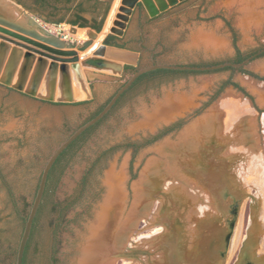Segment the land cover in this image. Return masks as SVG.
<instances>
[{"label":"rangeland","instance_id":"obj_1","mask_svg":"<svg viewBox=\"0 0 264 264\" xmlns=\"http://www.w3.org/2000/svg\"><path fill=\"white\" fill-rule=\"evenodd\" d=\"M107 2L111 9L116 0ZM121 12L118 8L117 14ZM143 13L142 17L138 12L132 16L124 36L118 39L136 54L117 56L122 64L144 67L154 61H229L236 56L233 30L243 52L264 47V0H186L153 20L146 9ZM63 14L67 15L61 10L53 21ZM40 17L51 32L76 45L95 31L80 26L74 30L67 21L56 24ZM141 44L149 50H140ZM88 58H95L93 51L80 60L89 93L79 91L76 71L68 63L77 91L68 104L31 98L0 84V264H16L25 228L18 210L31 208L48 157L108 102L134 70L114 72ZM246 68L264 76V55ZM230 79L253 98L233 85L215 97L222 83ZM255 86L264 90V80L226 67L139 81L67 156L59 182L36 222L27 264H50L53 236L57 264H75L83 238L107 197L105 179L117 174L122 178L124 196L113 194L108 209L114 207L111 216L122 241L108 245L109 257L102 264H167L169 238L177 240L179 264H189L193 258L200 264H264V95ZM227 97L235 103L223 109L220 103ZM184 100L188 102L182 106ZM161 107L169 115L145 122ZM226 112H236L227 125L220 119ZM211 113H216L220 128L228 132L220 142L199 147L190 161L167 149L182 142L189 128ZM134 143L139 147L130 146ZM157 209L166 220L147 226V218ZM137 235H143L142 239L136 240ZM133 243L152 254L113 255ZM208 257H212L210 261Z\"/></svg>","mask_w":264,"mask_h":264},{"label":"water","instance_id":"obj_2","mask_svg":"<svg viewBox=\"0 0 264 264\" xmlns=\"http://www.w3.org/2000/svg\"><path fill=\"white\" fill-rule=\"evenodd\" d=\"M4 1H11L12 3L19 6V10L22 17L26 18V22L21 21L18 18L10 17L6 14L5 9L3 8ZM186 0H120L121 5L119 6L121 13L117 14L119 20H115V25L109 30L111 33L118 36H123L125 29L127 27L128 21L130 20L131 14L134 11V8L142 4L147 10L150 17H156L161 13L169 10L172 7L179 5L181 2ZM74 30L79 28L78 25H73ZM104 31L98 32L97 30L91 32V37L81 44H74L73 42L67 41L65 38L54 34L49 30L44 24H42L37 18L32 16L28 9L23 7L17 0H0V38L3 39V42L0 44V82L13 86L17 90L26 91L31 96H41L49 101L59 100L73 102L74 95L71 86V76L69 74L68 63L72 62L73 69L79 74V78L83 81V75L80 70V60L86 59L90 52L93 51L95 58H88L87 61L90 63H95L102 67L111 68L114 72H119L124 70L123 65L118 62L117 56L121 57H133L136 56L135 53L129 51L126 48H121L113 45H107L104 41L107 36L105 32L104 36L99 39L97 46L94 48L93 45L95 41L99 38V34ZM8 43H13L16 46H19L23 49H26L25 53V63L20 73V83L16 84L13 82L17 66L19 65V49L13 48L12 51V60L8 61L7 67L4 70V73L1 76V71L5 59V52L8 48ZM38 53L48 58L52 59L51 64L49 65L48 58L41 57L33 73V88L26 89L25 81L32 69V58L34 54ZM264 53V48L259 49L252 56L245 59L242 62H233V61H223L213 64H172V63H158L154 61L153 64L136 67L131 71L130 78L113 94L109 102L104 106V108L96 114L91 119L87 120L85 123L80 125L75 129L64 141H62L48 157L47 162L44 165L43 172L40 178L39 187L27 216L25 223L24 232L20 240L18 249H17V260L16 264H25V253L27 244L32 234L34 222L38 214L39 208L44 198L47 181L49 173L59 158V156L70 146V144L75 141L83 132H85L91 126L97 124L103 118H105L118 103L122 95L130 89L134 82L144 73L153 71L160 68L167 69H176V70H194V71H211L232 66L235 68L246 67L250 64L255 58H258L261 54ZM61 63V64H60ZM49 65V66H48ZM47 72V75L51 77V89L49 90V95L42 96L38 92V87L43 79V76ZM60 76L61 84L65 87L67 95L65 97H56V87L57 81ZM260 80V79H259ZM84 82V81H83ZM223 190V189H222ZM224 191V190H223ZM163 195H167L164 191ZM225 196L226 193L223 192ZM232 199L235 201L236 197L233 194ZM235 204H233L234 206ZM102 206V204H101ZM100 206V207H101ZM235 212V207L233 208ZM163 213L160 210L152 212V216L147 218V226H153L154 224H163L162 220ZM233 222H231L232 224ZM164 227H167L168 224H164ZM211 228L215 227V224L210 225ZM220 230H218L217 235ZM216 233V232H215ZM202 240H205L203 237ZM209 238H207V241ZM213 240V239H212ZM169 245V252L166 257L167 264H179L177 256V240L172 239L167 240ZM210 241V240H209ZM213 242H211L212 244ZM208 244V243H207ZM211 246V251L212 245ZM125 250L116 251L113 253L117 257H132L135 254H152L148 249L141 248L139 244L133 243V245H125ZM213 253V252H212ZM210 254V252H209ZM209 261L210 258L208 257ZM150 264H155L153 261ZM189 264H200L196 258H193ZM210 264H213V261H210Z\"/></svg>","mask_w":264,"mask_h":264},{"label":"bare ground","instance_id":"obj_3","mask_svg":"<svg viewBox=\"0 0 264 264\" xmlns=\"http://www.w3.org/2000/svg\"><path fill=\"white\" fill-rule=\"evenodd\" d=\"M2 3H3V8L5 9V12L8 16L13 18L21 17L19 6L12 3L11 1H4ZM119 4H120V0H116L112 13L109 16L107 25L104 31L99 34V38L95 41L93 47L97 45L99 39H101L104 36L105 32L109 31L115 25L114 22L116 20L118 8L120 6ZM23 20L24 22L27 21L26 18H23ZM255 87L257 90L259 89L260 92L264 95V90L261 88V86H255ZM225 99H226L225 101H222L220 103V106H223V109H225V107L228 108L227 106H230L235 103L232 97L230 98L227 97ZM187 102H188L187 100H184L182 106L186 105ZM178 106L181 107V104H179ZM168 113L169 112L167 111L166 107H161L156 112L148 115L145 118V122L153 123L156 121V119L159 116H167L169 115ZM235 115L236 112L235 113L226 112L222 114V117L220 119H223L224 122L223 124L227 125L229 123L228 121H230L231 118L235 117ZM227 133L228 132H224L220 128L218 119L216 117V113H211L205 116L201 121L193 125L191 128H189L182 142H180L179 144H171L170 146H167V149H171L172 153L174 152L177 156L182 155L183 157H185V159H188V161H190V159L192 160L196 150L199 151V147L207 146V144L209 146L211 145V143H213V141L220 142V140L223 139V136ZM184 147L186 150L185 149L183 151L179 150L180 148L182 149ZM165 148L166 147H163V149ZM176 150L177 152H175ZM181 151L182 153H180ZM202 151H200V153L203 155ZM213 181L211 180V182ZM105 183L106 184L108 183L107 197L97 214L96 221L89 226V233L86 235L85 238H83L84 245L83 243L81 244L83 245V248L79 252L78 256H76V260H75L76 262L74 261L75 264H102L103 260H106L109 257L108 245L116 246V244L122 241V240L120 241L121 233L119 232V229L116 228L117 224L115 223L114 218H112L111 216V213L113 214V212L115 211L114 207L108 209V205L110 206L109 199L112 198L113 194L120 195L121 193V196H124V194L122 193V178L119 174L113 175L112 177H109L107 180L105 179ZM166 189L168 188L166 187ZM122 202L124 201L121 200L119 205H122L123 204ZM205 205L206 204L203 203L200 208L203 209ZM162 220H166L165 217H163ZM162 228L163 227H157L156 230H160ZM121 232H124V230H122ZM135 237L136 240H140L142 239L143 235H137Z\"/></svg>","mask_w":264,"mask_h":264},{"label":"trees","instance_id":"obj_4","mask_svg":"<svg viewBox=\"0 0 264 264\" xmlns=\"http://www.w3.org/2000/svg\"><path fill=\"white\" fill-rule=\"evenodd\" d=\"M88 1H92V0H88ZM68 2H72V0H68ZM99 6V1L96 0V3L92 4L89 8H87L86 6H84V2H80L78 4L75 5L74 9L77 13H81L83 11H92L95 12L98 9ZM110 9V5L108 4V10ZM72 10L71 7L68 8V11ZM73 25H79L81 27H91L95 30H97L98 32L102 31L103 27H104V23H105V17H102L101 19H98L97 17H94L92 22L85 18L84 16L80 15L78 19L73 20L70 22ZM118 39H120V36L110 33L104 40V43L107 45H113V46H117V47H121V48H125V44H122L120 42H118ZM233 39H234V44L236 46V56L231 59L230 61L233 62H242L245 59L249 58L250 56H252L256 51L253 52H249V53H245L243 52L237 45V33L236 31L233 30ZM264 55L261 54L260 56ZM259 56V57H260ZM256 59V58H255ZM219 63V62H216ZM197 65H204V63H198ZM125 68L130 70V69H135L136 66L132 65V64H125ZM226 68H235L232 66H228ZM242 71H244L247 74H250L251 76L264 80V76H262L261 74H258L257 72H254L252 70L247 69L246 67H241L239 68ZM201 71H194V70H176V69H167V68H160V69H156L153 71H149L147 73L142 74L135 82L134 84L130 87V89H132L139 81H141L144 78H148V77H152V76H156V75H176V74H191V73H200ZM228 85H233L234 87H236L238 90L244 92L247 96L252 97V95L246 90L245 87H243L239 82H236L234 80H228L222 83V85L220 86L219 90L217 91L215 97H217L222 91L223 89H225V87H227ZM129 89V90H130ZM27 95V94H26ZM253 98V97H252ZM111 99V98H110ZM109 99V100H110ZM108 100V102H109ZM121 100V98H120ZM119 100V101H120ZM43 101H47V100H43ZM118 101V103H119ZM107 102V103H108ZM106 103V104H107ZM117 103V104H118ZM105 104V105H106ZM116 104V105H117ZM103 105L99 111L97 113H95L92 117H94L96 114H98L103 108ZM115 105V106H116ZM91 117V118H92ZM107 117V116H106ZM104 119V118H103ZM102 119V120H103ZM101 120V121H102ZM99 121L97 124L91 126L90 128H88L85 132H83L75 141H73L70 146L59 156V158L57 159V161L55 162V164L53 165L50 173H49V177H48V181H47V186H46V190H45V194H44V198L43 201L41 203V206L39 208L38 214L36 216L35 222H34V226H33V230H32V234L31 237L29 239V242L27 244V248H26V253H25V264H27V254H28V249L32 240V236L34 234V230H35V226H36V222L38 220V217L44 207V205L46 204V201L48 200V198L50 197L51 193L54 191L55 187L57 186L59 179L63 173V170L65 168V161L67 156L75 149L76 146H78L80 144V142H82L85 137L101 122ZM160 135H157L155 138L157 139ZM154 141L153 139L150 140L149 142ZM130 146H135V147H139L136 143L134 144H130ZM10 195L11 197L14 199V193L12 192V190L10 189ZM31 209V208H30ZM19 211L18 210V214L20 216V218L24 221V223H26L27 220V216L29 214V211Z\"/></svg>","mask_w":264,"mask_h":264},{"label":"crops","instance_id":"obj_5","mask_svg":"<svg viewBox=\"0 0 264 264\" xmlns=\"http://www.w3.org/2000/svg\"><path fill=\"white\" fill-rule=\"evenodd\" d=\"M98 1H99V6H98V9L95 12H92V11H83L80 14L83 15L85 18L89 19L91 22H92V20H93L94 17H97L98 19H101L102 17H105V23H104L105 25L104 26H106V24H107L106 22L108 21L109 16L112 13V10L114 8V4L111 7V9L108 10V2H107V0H98ZM80 2H84V6H86L87 8H89L92 4L96 3V0H92V1H88V0H73L71 2V4H70V7L72 8L73 11H75V9H74L75 5L78 4V3H80ZM102 5H103V9H102ZM30 14H31V12H30ZM87 14H89L91 16L88 17ZM40 16H42V15L41 14H36V16H34V17L37 18L41 22V19H40L41 17ZM46 22H52V23L58 24L57 21H53V20H50V21L48 20ZM81 28H89V27H81ZM110 33L111 32L108 31L107 36ZM1 42H3V41L0 39V44H1ZM8 44L11 45V46H9L8 49H6L5 59H4V63H3L2 71H1V76L4 73L5 68L7 67L8 61L9 60H12V56H13L12 55V51H13V48H18L19 49V52H18L19 53V65L17 66L16 72H15V76L13 78V82L16 83V84H18V83H20V78H21L20 77L21 76L20 73L22 71V68H23L24 63H25V60H26L25 59V53L27 51H26V49H23V48H21L19 46H16L13 43H8ZM129 51H132V50H129ZM132 52L135 53L134 51H132ZM39 58H41V56L38 53H35L34 57L32 58V69H31V71H30V73H29V75H28V77H27V79L25 81V84H24L26 89L27 88L28 89H32L33 88V73L35 71V68H36L38 62H39ZM48 62H49V65H50L51 62H52V59H50V61H48ZM122 65L124 66L125 64H122ZM47 72L48 71H46V73L43 76V79L41 80V82L39 84V87H38V92L42 96L49 95V90L51 89V77H50V75H47ZM76 77L78 78V80L80 82V84H79V91L80 92H83V93H89V89H88L86 83L80 80L79 74L77 72H76ZM6 86H8V85H6ZM71 86H72V90H73V95L75 97V95H76L75 93H77V91L75 92V86H74L73 80H71ZM11 87H13V86H11ZM13 90L17 91L18 93H20L22 95L29 96L31 98L40 99L42 101L43 100H47V99H45V98H43L41 96H31L26 91H20V90H17L16 88L13 89ZM66 95H67V91H66L65 87L61 84V79L59 77L58 78V81H57V87H56V97H65ZM54 101H59V100H54ZM63 102H67V101H63Z\"/></svg>","mask_w":264,"mask_h":264},{"label":"flooded vegetation","instance_id":"obj_6","mask_svg":"<svg viewBox=\"0 0 264 264\" xmlns=\"http://www.w3.org/2000/svg\"><path fill=\"white\" fill-rule=\"evenodd\" d=\"M17 1L20 4H22L23 6H25L26 8H28L29 10H31L30 12H31V14L33 16H36V14H41L45 18V20H54L55 19L54 17L58 16V14H59V12H61V10H62V12L64 11V13H67V15L63 14L59 18H57L56 21H57L58 24H61L64 21H67V22L70 23L71 21L78 19L79 16L81 15L80 13H77L76 11H73V10L68 11V8L70 7V4H71V2H68V0H31V3H28L26 0H17ZM144 9L145 8H144V6L142 4L137 5L134 8L133 13L131 14L130 20H131L132 16L136 12H138L139 17H142L144 15V13H143ZM163 13H165V12H163ZM163 13H161V14H163ZM160 15H158L156 17H151V20L156 19L157 17H160ZM130 20L128 21V24H129ZM151 20L146 21V22H142V24L143 23H148ZM128 24H127V27H128ZM127 27H126V29H127ZM126 29H125V31H126ZM141 30H142V27H141ZM123 36H120V38L123 37ZM144 39L145 38L143 36L142 37V42L144 41ZM1 40L3 41V39H1ZM140 50H149V48L144 46V44H141V49ZM150 50L154 51L153 49H150ZM40 56L41 57H45V58L47 57V56H44V55H41V54H40ZM211 64H213V63H211ZM123 67H124V70H128V69L125 68V65ZM0 84L5 86V87H8L10 89H15L14 87L6 86L5 84H3L1 82H0ZM130 90L128 89L122 95V97L126 93H128ZM46 102H50V103L58 104V105L70 103V102L49 101V100H47ZM58 224H59V220H57L55 225H54V229L55 230L57 229ZM55 230H54L53 233H55ZM50 264H57V254H56V250H55V236H53V242H52V247H51V252H50Z\"/></svg>","mask_w":264,"mask_h":264}]
</instances>
